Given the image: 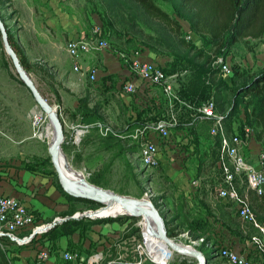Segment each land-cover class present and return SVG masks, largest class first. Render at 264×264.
I'll use <instances>...</instances> for the list:
<instances>
[{"label":"rangeland","instance_id":"obj_1","mask_svg":"<svg viewBox=\"0 0 264 264\" xmlns=\"http://www.w3.org/2000/svg\"><path fill=\"white\" fill-rule=\"evenodd\" d=\"M52 1L53 0H0V16L4 21L7 32L13 35L27 56L30 64V71L28 73L31 79L37 86L38 90L40 89L44 93L47 98L46 101L51 106L57 108L58 113H60V118L63 119L65 142L62 145V151L69 162L71 169L76 172H81L84 175L85 180L89 182L90 175L93 172H96L100 167L97 168V165H87L85 161L79 165L80 168L74 167L73 164L76 162L75 156L77 154H84L83 157L86 159L92 151L84 149L82 144L75 146L72 144V141L70 143L72 134H75L74 127H82V118L78 117V120L74 122L72 121L70 114L75 113L77 100L85 95L86 90H89L88 92L90 95L96 98L97 92L103 86L102 80L98 79V76L100 78H104L111 74H115L117 78H127V76L124 75L125 72L122 68L125 67L124 60L120 58L122 54L125 56H133L136 52L142 54L146 53L148 55L151 54V50L145 48L142 44L143 41L141 42L138 38L135 39V45H127L128 47L123 48L124 51H121L123 49H121V46L117 44L116 38L110 36L108 31L104 32L101 18L102 16H105L111 19L112 14H118L119 11L123 10L126 18L128 16L139 22L145 33L150 32L151 34L156 35L158 32H162L161 30L163 27L161 24L151 21L147 16H145L143 11L132 0H55L56 3H53L54 9H51L54 10V13L51 14L48 10L46 11L44 7L49 6L52 8L50 5ZM156 3L181 24L184 31L183 38L187 42L193 44L197 49L204 51L208 57L211 56L216 60L222 59L233 69V73L234 66H241V70L248 73V77L245 81L236 82H233V77H224L223 75L220 76L224 81L225 86L237 94L236 99L232 95L231 104L225 108L226 113H224V115L228 116L230 110L232 112L235 108L234 112L237 113H235L234 118L238 119L243 124L246 122L253 132V137H255L257 141H264V135L261 139L258 138L261 129L256 126L254 121V111H259L261 108V97L253 95L245 97L243 94L239 93V89L246 84H250L255 77L257 78L258 76L264 75V38L259 41L246 39L232 45L229 41L231 35H228L226 37L225 48H223L219 54L217 53V55L215 53V46L212 44L211 45L213 47L208 45V37L198 35L192 30L193 14L188 12V10L181 5L180 0H156ZM59 10H61L62 13ZM63 15L72 19L73 22H75L76 19L81 22L86 37H69L67 33H63V31L59 28H56L55 26L64 22ZM52 24L55 28L52 27ZM95 26L101 27L100 34L97 36H94L93 34ZM135 37H138V35ZM189 37H191L190 40H188ZM79 39L89 40L90 42L102 40L108 43V49L113 51L115 56L114 58H111V56L106 58L107 70L105 72L101 70L99 72L98 68L104 65L101 60L103 49H94L90 53L84 54L80 58L76 59H73L67 53L66 45L70 43V41ZM116 46H119V48ZM108 49L106 51H109ZM164 52L169 54L166 51ZM153 55L155 57L157 54L153 53ZM88 56H92V58L95 59L96 62L93 64L96 66L93 64L88 66L85 65V63H82ZM157 58L158 63H161L164 67L167 66V62H169L168 59H164L161 56H157ZM75 64L80 65L81 71L79 73L74 71ZM88 69H96V80L91 79L90 73L87 71ZM117 73H121V75H117ZM89 85H92V87L88 89ZM145 93H149V95L154 96V100H152L153 102H155V100L161 102L160 100L163 96L161 88L154 87L150 90H146ZM129 97H131V95L123 94L122 96V94L119 93L117 98L122 100L128 110L126 111V119L129 120L130 123H133L137 118V111H141L143 108L133 105L135 97ZM211 100H214V98ZM126 101L129 103L130 107L127 105ZM111 107L117 110L114 103H111ZM164 109L165 108H162V110ZM107 114H109L107 123L101 124L108 128L110 127V132H112V126L114 123L113 120L110 119V116H112L113 113L109 110ZM35 115H38L37 124H39L40 127L36 129L34 128ZM105 117H107V115H105ZM232 121H230V124L225 123L228 139H230L234 133L232 129ZM213 125L214 124L211 122L210 124L208 123L207 127H205V132L203 133L199 127L200 134L199 132L198 134L201 137L200 150L202 153L206 151V148H208V140H212L208 135L211 134L209 133V128L211 132L214 127ZM49 127H51L49 119L36 104L32 94L23 85L20 77L15 71L11 59L6 54L0 33V167L3 165V167L8 168L11 166V163L18 162L20 165H24L25 168L31 172L35 171L50 177V179L54 181V184H57L56 186L59 187V180L49 155L48 140L43 135ZM35 132H37L36 137H34ZM246 144L248 146L250 142H246ZM191 145L196 148V145L192 143ZM187 151L190 152L189 150ZM262 151H264V146ZM194 154V157H196V151ZM136 155H130L128 157L134 167V178H132V174L123 168L119 162H116L112 167V174L110 178L111 189L106 190H111L122 196L148 200L152 202L154 207L159 211L160 215L164 217V220L165 218L171 219L168 215L169 209H173L172 207L174 201L178 202L177 200L183 196L180 195L178 189L174 186V183L170 178L168 183L165 178L163 180V176H167L164 170L165 164L157 168L142 167L139 165V162L136 164ZM191 157L189 159H191ZM168 167H170L171 170L174 168L178 172L177 174L188 182V186H190L191 189V198L196 193L191 188V184L194 179H199L200 187L198 188H206V190L209 191L211 189V185H206L205 182H209L211 179H214L215 176L220 177V175H218V171H214L213 168L209 171V175L198 177L197 160L193 158L189 163L185 162V164H182L181 169L172 164H168ZM162 199L163 201L161 202ZM213 201L217 202V198L215 194L211 193L208 200L205 202L213 206L215 204ZM252 201L253 200L251 199V202ZM69 202L70 207L67 211L57 212L54 214L53 218L45 220L43 223L45 222L44 224H46V222L49 221L53 222L56 218L64 219L67 216L72 217L75 214V211L86 212L91 210L89 208H96L75 201ZM117 205L121 204L110 203L109 207H105V209L100 212L91 213V215L93 217H111L116 215L133 216L136 213L133 210L126 209V207H124V209L127 212H122L123 205L119 206L122 213L120 211L115 213L114 211L118 209L115 208ZM191 207L194 208L193 210H196V212V208L202 210L196 202L193 203V206ZM112 209L115 210L112 212ZM118 212L120 213L117 214ZM149 218L150 217H144V219L136 218L131 220L123 217L117 223L110 224L111 226L108 227V229L112 230V232L109 237H105L107 240L111 239L117 248L119 245L124 246L123 242L127 240V237H130V235L137 230V224H140L141 222L147 224V221L150 220ZM75 223H80V221L64 222L57 224L55 227H72ZM92 225L93 223L85 221L83 223L82 220V223L77 226L75 234L79 236L81 243L78 247L81 249H75L83 251V243L88 238ZM73 230H75L74 227ZM251 232L253 233L252 230ZM214 240L217 242H223L220 244V248L225 247L230 250L233 249L231 248L230 243H228V246L224 245V240H222L219 235H217ZM226 240L230 241L231 239L227 236ZM71 242L72 241H68V244L64 243L63 245H68L67 248L69 250H73L74 244ZM146 242L150 249H154L155 258L157 260L168 258L171 259L170 264H198L195 259L187 255L177 253L170 254L166 245L161 240L156 238L151 240L150 237H146ZM244 242L246 241L244 240ZM7 243L11 244V242L4 240L3 248L0 247L2 252H0L2 256L8 260L9 264H16L15 260L10 257L9 252L12 253L13 250L17 251L18 249L15 248L14 244L8 247ZM178 243H188L187 238L180 237L178 239ZM54 246L59 247V245ZM201 246H198L197 250L204 253V256H207L210 247L206 246L203 248ZM246 249L247 254L250 255L249 261L254 263L256 256L252 251H250L249 247ZM127 252L128 251L125 249H113L112 257L113 255L125 256ZM145 264L152 263L147 262ZM213 264L227 263L223 259H218L214 261Z\"/></svg>","mask_w":264,"mask_h":264},{"label":"trees","instance_id":"obj_2","mask_svg":"<svg viewBox=\"0 0 264 264\" xmlns=\"http://www.w3.org/2000/svg\"><path fill=\"white\" fill-rule=\"evenodd\" d=\"M132 1L138 5L144 15L151 21L161 24L163 27L161 30L162 32H158L156 35L150 32L145 33L139 22L128 16L126 18L123 10L119 11L118 14H112V18L110 17L111 19L102 16L101 20L103 22L102 28L104 32L108 31L110 36L115 37L121 49L129 45H135L136 38L141 40V42L143 41V46L151 50V53L153 52L157 54L156 56L168 59L169 62H167V66L164 67L167 74H179L181 77L180 96L186 102L199 106L214 98L215 101H213L216 104L218 113H226L225 108L230 106L232 95L236 99L237 94L225 86L224 81L220 77L222 76L220 71L221 67L214 65L216 59L211 56L208 57L204 51L197 49L193 44L187 42L183 38L184 31L181 24L168 12L162 9L156 3V0ZM180 2L188 12L193 14L192 30L198 35L207 36L208 45L212 44L215 46L216 54H219L222 49L225 48L226 37L228 35H231L229 41L232 45L246 39L259 41L264 38V0H180ZM107 14L109 15L108 12ZM8 35L10 44L19 57L22 66L29 72L30 64L25 52L13 35L9 32ZM134 35H138V37ZM119 46L116 47L119 48ZM121 51H124V49ZM164 51L169 54H166ZM232 77L233 82L245 81L248 77V73L242 71L241 66H234ZM107 82H110L111 85H108ZM116 84V75L111 74L104 77L102 79L103 86L97 92L96 98L90 95L88 92L89 90H86L85 95L77 100L75 113L70 114L72 121L75 122L78 120V117H81V125L88 126L96 123H107V118H109L107 112L110 110V112L113 113L112 116H110V119L113 120L114 123L112 132L107 136H102L97 127L90 128L81 144L84 149H89V151L92 152L89 153L86 159L83 157L84 154H77L75 156L76 162L73 164L74 167L78 168L79 165L85 161L87 165H97V168L100 167L96 172L90 175L89 182L105 189H111L110 178L112 167L116 162H119L123 168L132 174V178H134V167L128 157L130 155H136L139 152L142 141L133 140L130 138V135L133 134L136 129H141L143 126L145 127L146 124L155 121L157 117L161 116L168 109V101L163 94L159 105L153 102L152 107L141 111L138 110L135 122L130 123L129 120L126 119V111L128 110L125 104L122 100L117 98L118 90ZM91 87L92 85H89L88 89ZM40 92L42 96L47 99L41 90ZM239 93L243 94L245 97L251 95L261 97L262 103L260 110L254 111V121L256 126L261 129L258 138L261 139L264 135V75L258 76L257 78L255 77L250 84H246L240 88ZM111 103L116 105L117 110L111 107ZM162 108L165 109L162 110ZM234 110L235 108L232 112L230 110L226 123L230 124V121L235 117V113L237 112H234ZM191 113L190 111H185V115L182 117L184 122L187 123L191 121ZM105 115H107V117H105ZM208 123L210 124L208 121L198 120L190 128V135L193 137L191 143H195L196 145V157H193V159L197 160L198 177L209 175V171L216 165L221 148L220 137H212L209 134L208 136H210L209 138L212 140H208V148H206V151L203 153L201 152L199 127L203 133ZM242 133L244 134V132ZM136 164H138V161ZM164 178L168 183V176H163V180ZM205 184L211 185L209 191H207L206 188H198L191 199H187L183 196L177 200L178 202L174 201L173 209H169L168 211V215L171 219L165 218L164 221L170 238L178 237L183 233H188L194 240L204 238L205 242L214 249H209V253L206 257L219 258L215 253L220 249L219 246L221 243L214 240L217 235V226L226 227L240 240H247L250 236L254 235L256 231L251 225L245 224L240 221L237 216H233L229 205L223 204L222 200L217 195V184L214 179L205 182ZM58 185L59 189L65 194L69 201L96 207L95 209L89 208L91 210H96L101 207L100 204L94 201L74 198L67 195L59 184V181ZM211 193L215 194L217 198V202L213 201L215 203H213V206L205 202L208 200ZM195 202L202 210L198 208H196L197 212L193 210L194 208L191 206H193ZM162 218L164 219V217ZM80 223H82V220ZM80 223H75L72 227H55L45 235V237L50 239L53 243H57L62 237L74 235ZM90 223L95 224L94 222ZM73 227L75 230H73ZM136 233L137 230L131 235H135ZM206 243L201 247H206ZM0 251L2 252L1 249ZM1 252L0 264H9L8 260L2 256ZM251 264L261 263L256 257L254 263Z\"/></svg>","mask_w":264,"mask_h":264},{"label":"built area","instance_id":"obj_3","mask_svg":"<svg viewBox=\"0 0 264 264\" xmlns=\"http://www.w3.org/2000/svg\"><path fill=\"white\" fill-rule=\"evenodd\" d=\"M100 31L101 27L95 26L94 36L100 34ZM190 39L191 37L188 38V40ZM95 41L90 42L85 39L70 41L66 45L67 53L73 59H76L90 53L94 49H103L104 51L109 48L107 42L102 40ZM109 51L112 54L114 53L111 50ZM120 58L124 60L125 67L122 68L127 76L126 79L117 78V85L122 96L123 94L134 96L136 104L143 109H147L153 106L152 100H154V96L149 95V93L146 94V90L159 87L168 101V109L165 113L157 117L155 121L146 124L145 127L136 129L130 135L133 140L142 141L141 148L136 155L139 165L157 168L164 164H172L181 169L182 164H185V162L189 163L195 156V148L191 145V141H193V137L190 135L191 126L198 120L214 124L210 135L212 137L220 136L222 139L219 158L213 167L214 171H218V175H220V177L215 176L214 178L217 184V195L226 204H231L240 221L251 225L256 231L254 235L247 239V244L260 263L264 264V223L257 218L251 202L252 195L258 198L264 196V151L259 155V168H256L246 158L245 143L252 140V130L245 124L246 122H244V125L241 121L234 118L232 127L235 132L228 139L225 126L227 116L218 113L213 100L199 106L186 102L180 96L181 77L178 73L167 74L164 66L155 59L150 58V55L146 53L136 52L133 56L122 54ZM214 64L221 67L220 71L224 77L233 76L232 68L222 59H217ZM74 71L79 73L81 71L80 65L75 64ZM87 71L90 73L91 79L96 80V69H88ZM107 84L111 85L110 82H107ZM155 102L159 105L157 100ZM185 111L192 112L191 121L187 123L182 118L185 115ZM34 118V128H40L39 124H37L38 115H35ZM92 127H97L102 136H107L111 131L110 127L108 128L101 123L74 127L75 134H72L70 143L72 141V144L79 146L86 133ZM240 128H244V134L239 132ZM36 134L37 132H35L34 137H36ZM190 157L191 159H189ZM199 186V179H194L191 184L193 191L196 192ZM105 207H109V205H103L96 210L75 212L72 217L56 218L53 222L44 224L18 198L1 195L0 247L3 248L4 240H7L17 247L33 249L35 252L34 259L31 260V263L27 262L24 264H145L147 262L152 264H170L171 259L157 260L155 258L154 249H150L146 242V237L150 236L148 235V224L143 222L137 224V235L128 237L123 242L124 246L119 245L117 248L111 239L107 240L105 236L109 237L112 232V230L108 229L111 226L110 224L117 223L123 217L134 220L143 218V216L116 215L111 217L91 216V218L84 216L85 214L100 212ZM81 220L95 223L89 231L90 239L89 236L86 239V241L90 240V246L84 248L85 241L83 243V251L75 249H81L78 247L81 243L80 239L77 242H71L74 244L73 250L60 245V241L63 239L72 241L75 234L70 237H62L57 243H53L45 237L52 230L49 227L53 223L61 224L68 221ZM150 237L160 240L154 236ZM180 237L187 238L188 243L183 245L194 249L206 243L204 238L194 240L188 233L180 234L172 239L178 242ZM54 245H59V247ZM206 246L210 247L211 250L213 249L207 243ZM113 249H125L128 252L125 256L113 255L112 257ZM169 253L172 254L173 252L169 251ZM215 255L219 256L227 264H251L249 255H244L225 247L220 248ZM16 264L20 263L16 262Z\"/></svg>","mask_w":264,"mask_h":264},{"label":"crops","instance_id":"obj_4","mask_svg":"<svg viewBox=\"0 0 264 264\" xmlns=\"http://www.w3.org/2000/svg\"><path fill=\"white\" fill-rule=\"evenodd\" d=\"M56 3L55 0H53L50 5L51 7H44L45 10L49 11L51 14L54 13V4ZM61 11V10H59ZM62 13V11H61ZM64 16V15H63ZM63 23H59L56 28H59L63 33H67L69 37H86L84 28L82 27V23L79 22L77 19L75 22H73L72 19L64 16L63 17ZM56 23V22H55ZM75 23V24H74ZM52 27L54 25L52 24ZM85 34V35H84ZM93 54V53H92ZM93 56V55H92ZM92 56H88L84 59L82 63H85V65H92L95 63V59L92 58ZM113 57L114 55L110 51H103L101 54V60L104 65H102L99 68V72L106 71V58L107 57ZM150 58L155 59L158 62L157 56L154 57V55L151 53ZM161 64V63H160ZM165 64V63H164ZM95 65V64H93ZM96 66V65H95ZM84 67V66H83ZM125 72V70H123ZM120 72V71H119ZM115 75V74H114ZM117 75H121V73H117ZM126 75V72L124 73ZM103 78V77H102ZM98 76V79H101ZM116 88L118 90V95L120 93L119 87L116 84ZM134 96H131L129 98H132ZM127 105L130 107L129 103L126 101ZM136 105V98L134 100V104ZM139 107V106H138ZM264 141H257L255 137L250 140V144L247 146L245 143V155L248 160H250L256 168H259V155L262 152V148L264 146ZM0 167V196L1 195H10L18 198L21 202L26 204L33 213L37 216L38 220L43 223V221L51 219L54 217V214L57 212L67 211L70 207V202L68 198L65 196V194L57 187V184H54V181L50 179V177L42 175L37 172H31L30 170H27L24 165H20L18 162L11 163V166L8 168L3 167L1 165ZM165 174L172 180L174 183V186L178 189L180 195L186 197L187 199H191V189L190 186H188V182L185 181V179L181 176H179L177 171L173 168L172 170L168 165H164ZM253 201V208L257 215V218L264 223V196L262 198H258L255 195H252L251 198ZM223 202V201H222ZM223 204H226L223 202ZM230 206V210L233 214V216H236L235 210L231 206V204H226ZM259 210V211H258ZM51 222V221H49ZM46 222V223H49ZM45 223V222H44ZM216 234L219 235V237L224 240V245L228 246V243L231 244L232 250L236 252H240L241 254H247V240L244 242V240H240L238 237L234 236L226 227H219L217 226ZM216 235V236H217ZM229 237L231 240L227 241L226 237ZM79 239V236L75 234L73 236L72 242H77ZM65 240V241H64ZM220 242V241H219ZM68 244V239H63L60 241V245L63 247V244ZM90 240L88 239L84 243V248H88L90 246ZM220 243H223L222 241ZM12 243H7V246H11ZM15 248L18 250H13V252H9L10 257H13L15 262H18L20 264H24L27 262L31 263V260L35 257V252L33 249H24L21 247H17L14 245ZM64 247H68V245H65ZM249 255V254H247ZM250 258V255H249ZM256 258V257H255ZM221 259L219 258H212L209 262L210 264H213L214 261Z\"/></svg>","mask_w":264,"mask_h":264},{"label":"water","instance_id":"obj_5","mask_svg":"<svg viewBox=\"0 0 264 264\" xmlns=\"http://www.w3.org/2000/svg\"><path fill=\"white\" fill-rule=\"evenodd\" d=\"M0 33L2 36V42L5 52L11 59L15 71L20 77L23 85L32 94L36 104L41 108L43 113L47 115V117L52 121L55 127L56 137L53 142V145L49 149V155L62 189L69 196H72L74 198L91 200L100 205H109L111 202H115L116 204H122L128 210L136 209L137 210V212L135 213L136 215L134 214L133 216L136 217H142L144 215L150 216L149 218L150 220L148 223V235L159 238L166 245V247L169 249L170 252L187 255L195 259L198 264H209V261L213 257L207 258L206 256H204V254L201 251L187 247L181 243H178L168 236V230L165 225V221L160 215L159 211L154 207L152 202L147 201L145 202V204L143 202H142L143 204H140L141 199L116 194L111 190H106L101 187L94 186L89 182H87L85 179L80 182H77L70 179L65 174L58 160L59 156L62 155L64 161L67 162V159L62 151V145L65 141V128L60 118V115L57 111V108L51 106L46 101V99L42 96L37 86L31 79L29 73L22 66L19 57L17 56V54L15 53L14 49L10 44L9 35L1 16H0ZM89 190H91V192ZM84 216L91 218L92 215L85 214ZM56 225L57 223H53L49 227V229H53Z\"/></svg>","mask_w":264,"mask_h":264},{"label":"bare ground","instance_id":"obj_6","mask_svg":"<svg viewBox=\"0 0 264 264\" xmlns=\"http://www.w3.org/2000/svg\"><path fill=\"white\" fill-rule=\"evenodd\" d=\"M211 101V100H210ZM46 117H47V115H46ZM48 118V117H47ZM49 119V118H48ZM49 121H50V123H51V127H49V128H47L46 129V132L43 134L44 135V137L48 140V145H49V149L51 148V146L53 145V142H54V140H55V137H56V131H55V127H54V125H53V123H52V121L49 119ZM226 123V122H225ZM214 126V125H213ZM225 126H226V124H225ZM53 127V128H52ZM144 127V126H143ZM232 129H233V127H232ZM240 130H241V132H244V129L243 128H240ZM240 130H239V132H240ZM233 132H235V130L233 129ZM240 132V133H241ZM211 133V132H210ZM253 133V132H252ZM226 135H227V130H226ZM42 136V135H41ZM213 137H220V136H213ZM220 139H221V137H220ZM221 141H222V139H221ZM65 142V141H64ZM74 145V144H73ZM76 146V145H75ZM58 160H59V162H60V164H61V166H62V168H63V170H64V172H65V174L70 178V179H72V180H74V181H77V182H80V181H82V180H84L85 179V177H84V175L81 173V172H76V171H73L72 169H71V167H70V164H69V162L67 163L66 161H64V159H63V157H62V155L61 156H59V158H58ZM90 192H91V190H89ZM148 200H141L140 201V204H145V202H147ZM143 202V203H142ZM111 203H115V202H111ZM122 205V204H121ZM121 205H117L115 208H118V209H112V212H113V210H115L114 212L116 213L117 211H120V207L119 206H121ZM110 210V209H109ZM134 212H137V210L136 209H132ZM140 210V209H139ZM108 212V211H107ZM121 212V211H120ZM120 212H118L117 214H119ZM122 212H127L125 209H124V206H123V208H122ZM121 212V213H122ZM110 213V212H109ZM136 215V214H135ZM144 217H150V216H148V215H144L143 216V218L142 219H144ZM149 223V220L147 221V224ZM150 236H148L147 238H149ZM151 238V240H153V237H150ZM7 241V240H6ZM13 244V243H12Z\"/></svg>","mask_w":264,"mask_h":264}]
</instances>
